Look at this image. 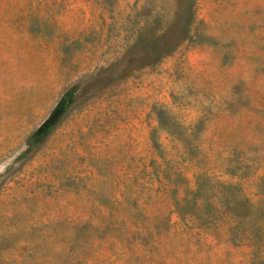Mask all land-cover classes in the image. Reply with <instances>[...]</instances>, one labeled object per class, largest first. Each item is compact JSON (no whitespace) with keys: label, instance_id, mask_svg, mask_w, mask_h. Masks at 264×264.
<instances>
[{"label":"rangeland","instance_id":"obj_1","mask_svg":"<svg viewBox=\"0 0 264 264\" xmlns=\"http://www.w3.org/2000/svg\"><path fill=\"white\" fill-rule=\"evenodd\" d=\"M0 264H264V0H0Z\"/></svg>","mask_w":264,"mask_h":264}]
</instances>
